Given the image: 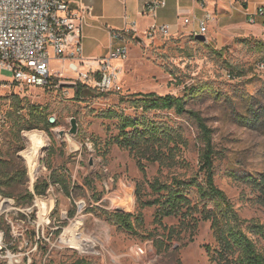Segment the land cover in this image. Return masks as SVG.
Returning <instances> with one entry per match:
<instances>
[{"label": "rangeland", "instance_id": "1", "mask_svg": "<svg viewBox=\"0 0 264 264\" xmlns=\"http://www.w3.org/2000/svg\"><path fill=\"white\" fill-rule=\"evenodd\" d=\"M231 1L236 0H208V8L212 11L216 3L221 13ZM168 2L160 9L159 24L176 21L183 26L184 18L195 11L203 14L195 0ZM190 26L170 31L171 35L149 36L143 31L129 35V55L119 74L121 90L85 101L75 99L72 86L79 82L80 73L99 67H88L86 60L52 56L50 74L55 78L51 83L16 89L25 105L47 110L56 124L50 132L44 127L21 131L9 115L15 91L0 90V159L10 172L28 174V181L5 186L4 191L16 201L12 218L23 232L16 243L21 247L25 240L29 242L23 249L31 252L32 264H70L82 258L84 264H221L214 259L218 243L210 221H201L195 230L182 227L179 216L160 222L157 207L141 203L158 196L150 187L154 178L170 181L175 173L187 172L189 177L196 172L203 142L189 115L173 110L146 113L183 130L188 143L182 147V158L189 166L174 170L146 162L145 172L141 171L134 155L113 141L119 134L118 120L101 117L108 108L141 116V109L121 100L140 91L184 96L188 108L202 114L213 129L217 185L243 218L264 222V199L250 179L264 173V29L249 31L240 17L225 18L211 23L205 43L188 34ZM72 64L78 71L72 70ZM1 75L13 78L8 71ZM23 116L30 118L27 109ZM73 118L78 122L76 134L70 133ZM32 131L46 137L36 172L26 157L31 146L27 133ZM62 178L67 179L70 195L62 187ZM38 179L49 182V189L27 203L24 196L35 190ZM105 211L133 213L135 230L111 222ZM254 239L264 252V238Z\"/></svg>", "mask_w": 264, "mask_h": 264}, {"label": "trees", "instance_id": "2", "mask_svg": "<svg viewBox=\"0 0 264 264\" xmlns=\"http://www.w3.org/2000/svg\"><path fill=\"white\" fill-rule=\"evenodd\" d=\"M53 78L55 77L50 78L49 83ZM72 87L75 90V99L80 101L106 94L80 81ZM12 99L13 107L9 115L15 120L16 125L21 127V131L44 127L50 132L51 128L56 126L50 121V116L44 107L37 104L25 105L19 92H14ZM121 100L128 102L136 109H141L144 114L132 116L124 111L108 108L102 111L101 117L118 120L119 134L113 138V141L134 155L141 171L145 172L146 162L159 163L161 168L174 170L189 166L182 158V147L187 146L188 143L183 130L170 123L150 118L146 113L173 110L178 115H189L196 121L203 142L198 170L189 177L185 176L187 172L175 173L170 181H164L159 177L154 178L150 187L158 196L147 201L141 200L142 205L157 207L160 222L164 217L179 216L181 226H187L192 230L197 229L201 221H210L218 243L217 255L214 259L221 264H264V252L257 246L254 239L256 235L264 238V222L255 218H243L225 190L217 185L215 181L217 151L213 140V129L202 114L189 109L184 96L173 93L140 91L123 96ZM24 109L29 111L28 120H25L23 116ZM2 120L7 123L6 117ZM250 179L254 180L255 186L264 199V173L260 177ZM60 180L64 191L70 195L71 189L67 179ZM23 181H28L26 170L21 173L10 172L0 159L1 193L11 197L4 191V187ZM49 185L46 180L38 179L35 190L26 192L24 196L26 202L31 204L36 195L46 194ZM105 214L111 222L119 224L125 230H135L132 221L133 213L105 211ZM207 247L210 251V246ZM84 261L82 258L70 264H84Z\"/></svg>", "mask_w": 264, "mask_h": 264}, {"label": "built area", "instance_id": "3", "mask_svg": "<svg viewBox=\"0 0 264 264\" xmlns=\"http://www.w3.org/2000/svg\"><path fill=\"white\" fill-rule=\"evenodd\" d=\"M195 1L203 14L195 12L192 17L184 18L183 25L193 27L189 32L191 36L207 35L216 16L208 8V0ZM167 5L168 0H148L145 13L155 15ZM81 11L91 12L92 7L87 6ZM257 16L263 19L264 25V7L252 14L250 22L254 23ZM81 18L80 12L74 11L66 0H0V90L16 92L27 86H46L53 77L50 74L52 56L81 60ZM170 31L169 24L155 23L146 34L171 35ZM133 33L132 28L113 31L110 50L100 60L99 68L80 73L78 80L103 93L121 90L119 74L122 62L129 55L127 37ZM261 65L264 67V62ZM72 70L78 71L76 64H72ZM2 71L11 72L13 78L3 79ZM16 210V201L0 192V263L32 264L31 252L23 249L29 242L25 240L26 244L21 247L16 243L17 238L23 236L12 218ZM37 237L41 240L39 233ZM37 246L38 242L34 249Z\"/></svg>", "mask_w": 264, "mask_h": 264}, {"label": "crops", "instance_id": "4", "mask_svg": "<svg viewBox=\"0 0 264 264\" xmlns=\"http://www.w3.org/2000/svg\"><path fill=\"white\" fill-rule=\"evenodd\" d=\"M66 1L70 2L74 11L80 12L81 14L82 18L79 20V23L82 26V59L80 61L81 63H83L84 60L89 61L88 67L91 65L95 67L100 66V60L105 57L110 50L112 44L111 33L113 31L132 28L135 34H141V31L145 34L151 26L158 23L159 15H161L163 9L162 8L161 11L158 10L155 15L146 14L145 4L148 0ZM87 6L92 7L91 12L84 13L81 11ZM224 6L225 8L219 13L221 8L215 3L212 12L215 14L216 19L212 22L213 24L221 19L238 16L243 20L245 25H248L249 31L261 32L262 29H264L263 19L261 17L257 16L254 23L250 22L252 14L256 13L259 7H264V0H257L254 4H252L250 0H236L234 4L233 1H231L229 6ZM181 12L182 9H180L177 19L181 15ZM165 23L171 26L172 32H178L181 31L182 28L187 27L184 25L180 26L179 22L176 23V21ZM230 26L234 25L232 24ZM192 28L193 27L190 26L188 34Z\"/></svg>", "mask_w": 264, "mask_h": 264}, {"label": "bare ground", "instance_id": "5", "mask_svg": "<svg viewBox=\"0 0 264 264\" xmlns=\"http://www.w3.org/2000/svg\"><path fill=\"white\" fill-rule=\"evenodd\" d=\"M27 138L30 140L31 146L26 151V157L32 172H36L39 169V154L45 146L46 137L39 131H32L27 133Z\"/></svg>", "mask_w": 264, "mask_h": 264}, {"label": "water", "instance_id": "6", "mask_svg": "<svg viewBox=\"0 0 264 264\" xmlns=\"http://www.w3.org/2000/svg\"><path fill=\"white\" fill-rule=\"evenodd\" d=\"M195 38L198 40V41H202V42H205V43H208L209 42V38L207 35H202V34H199V35H196ZM72 128L70 130V133L72 134H76L78 132V122H77V119L76 118H73L72 121ZM64 132H61V134H63Z\"/></svg>", "mask_w": 264, "mask_h": 264}]
</instances>
